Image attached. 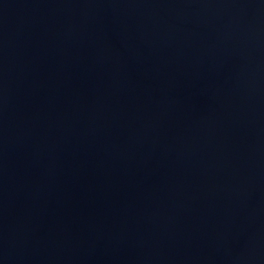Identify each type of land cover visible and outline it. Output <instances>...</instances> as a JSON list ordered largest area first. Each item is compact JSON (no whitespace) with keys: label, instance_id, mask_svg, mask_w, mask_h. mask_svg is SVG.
<instances>
[{"label":"water","instance_id":"water-1","mask_svg":"<svg viewBox=\"0 0 264 264\" xmlns=\"http://www.w3.org/2000/svg\"><path fill=\"white\" fill-rule=\"evenodd\" d=\"M0 264H264V0H0Z\"/></svg>","mask_w":264,"mask_h":264}]
</instances>
